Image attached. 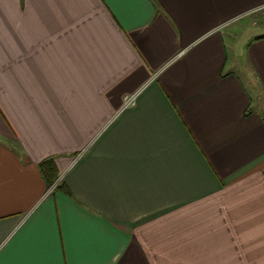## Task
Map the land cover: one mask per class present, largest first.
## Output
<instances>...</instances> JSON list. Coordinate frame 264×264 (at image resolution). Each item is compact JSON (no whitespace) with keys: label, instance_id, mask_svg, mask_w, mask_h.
Returning <instances> with one entry per match:
<instances>
[{"label":"crops","instance_id":"0c3cea01","mask_svg":"<svg viewBox=\"0 0 264 264\" xmlns=\"http://www.w3.org/2000/svg\"><path fill=\"white\" fill-rule=\"evenodd\" d=\"M263 9L0 0V264H264Z\"/></svg>","mask_w":264,"mask_h":264},{"label":"trees","instance_id":"16d2710c","mask_svg":"<svg viewBox=\"0 0 264 264\" xmlns=\"http://www.w3.org/2000/svg\"><path fill=\"white\" fill-rule=\"evenodd\" d=\"M40 170L49 186H52L57 182L59 178V172L54 159H47L43 161L40 164ZM63 188V185H59L57 187L59 190H62Z\"/></svg>","mask_w":264,"mask_h":264},{"label":"rangeland","instance_id":"374dc122","mask_svg":"<svg viewBox=\"0 0 264 264\" xmlns=\"http://www.w3.org/2000/svg\"><path fill=\"white\" fill-rule=\"evenodd\" d=\"M256 13H258V12H256ZM250 19H251V22H249L250 23V27H248V33H247V34H250L251 35V37L249 36L250 39L253 36H262V35H264V25L263 24H260V25L252 26V18H250ZM237 42L239 43V41H237Z\"/></svg>","mask_w":264,"mask_h":264},{"label":"built area","instance_id":"2783aa9c","mask_svg":"<svg viewBox=\"0 0 264 264\" xmlns=\"http://www.w3.org/2000/svg\"><path fill=\"white\" fill-rule=\"evenodd\" d=\"M132 102L131 98H127V103L130 104Z\"/></svg>","mask_w":264,"mask_h":264}]
</instances>
